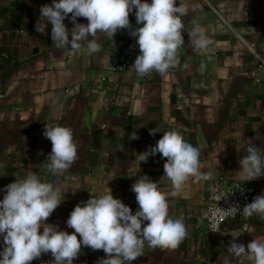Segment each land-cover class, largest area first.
Returning a JSON list of instances; mask_svg holds the SVG:
<instances>
[{
	"label": "crops",
	"instance_id": "1",
	"mask_svg": "<svg viewBox=\"0 0 264 264\" xmlns=\"http://www.w3.org/2000/svg\"><path fill=\"white\" fill-rule=\"evenodd\" d=\"M51 4L0 0V200L8 184L35 172L64 193L46 221L57 230L74 232L66 223L74 207L91 193L105 194L107 187L135 214L139 205L131 186L143 175L159 181L165 194L172 191L163 177L166 158L157 153L139 164L137 157L162 137L163 131L149 134L159 125L179 131L197 147L201 171L212 178L200 183L190 178L180 195H168L170 217L181 219L189 233L179 247L152 249L146 242L133 264H223L233 236L240 234L235 242L245 246L264 240L259 216L228 220L218 232L205 218L219 189L243 184L252 200L264 194V176L243 183L239 172L248 140L264 150V0H177L188 8L185 28L203 27L209 47L193 51L184 31L181 65L164 76L153 71L144 77L134 63L121 72L109 69L111 52L127 49L128 29L115 34V43L102 36L99 53L55 48L50 23L45 33L35 30L40 8ZM129 19L136 22L135 10ZM64 23L71 32V14ZM77 23L88 21L80 17ZM45 124L71 128L78 144V159L61 176L45 167L52 149L43 135ZM241 130L242 136L234 135ZM135 134L138 139H132ZM102 258L103 250L82 246L73 264H98ZM52 259L51 253L42 254L30 264Z\"/></svg>",
	"mask_w": 264,
	"mask_h": 264
},
{
	"label": "clouds",
	"instance_id": "2",
	"mask_svg": "<svg viewBox=\"0 0 264 264\" xmlns=\"http://www.w3.org/2000/svg\"><path fill=\"white\" fill-rule=\"evenodd\" d=\"M133 10L136 23L142 27L132 29L129 15ZM187 12L188 8L178 5L177 0H151V3L147 0H52L51 5L40 8L35 30L45 33L50 23L55 48L69 49L72 54L86 48L91 54L101 51L102 36L114 42L113 37L118 31L128 29L129 34L137 38L140 50L131 66L137 75L144 77L155 71L164 76L170 68L181 65L179 49L185 43L184 31H187L193 51L203 53L209 47L210 40L203 27L195 25L190 31L185 28L182 17ZM69 14L74 25L71 32L64 23ZM80 17L88 23H77ZM183 68H189L186 61ZM204 68L202 63L200 70ZM160 131L163 135L155 146L137 154V157L139 164L157 153L166 158L163 177L170 181L172 191L165 194L160 190L159 181L153 182L143 175L131 186L139 205L135 214L128 205L114 198L107 187L105 194L91 193L87 201L74 207L66 222L67 227L74 229L69 234L46 223L63 202L64 193L53 183L42 181L35 172L25 178L16 176L15 182L5 187L6 194L0 200V236H3L4 243L0 264H30L48 253L53 257L48 264H73L82 246L93 251L103 250L105 258L98 264H133L143 254L146 242L152 249L179 247L189 233L181 219L170 217L168 195L176 197L190 178L192 182L200 183L211 179L212 173L201 171L200 151L187 142L182 133L162 130L157 125L149 130V134L154 136ZM43 135L52 144L45 167L53 176H61L78 159V144L73 131L59 124H45ZM234 135L242 136L243 131ZM132 139H138L137 135ZM243 150L245 155L239 160L242 182L264 176V150L251 140ZM224 197L215 195L213 198L219 202ZM217 211L231 216L242 211L246 218L256 215L264 219V194L256 196L242 210L239 205L230 206L227 210L219 207L211 210L212 216L215 217ZM239 235L233 236L223 264H244L245 261L264 264V240L253 239L245 246L235 242Z\"/></svg>",
	"mask_w": 264,
	"mask_h": 264
},
{
	"label": "built area",
	"instance_id": "3",
	"mask_svg": "<svg viewBox=\"0 0 264 264\" xmlns=\"http://www.w3.org/2000/svg\"><path fill=\"white\" fill-rule=\"evenodd\" d=\"M143 25H138L136 22L132 23V29L137 27H142ZM136 37H133L128 32V45L127 49L123 51H112L110 55V65L109 69L112 72H121L131 64L134 63L136 57L140 54L139 46L136 43ZM215 195L226 196L222 198L219 202L215 200L213 197ZM210 205L207 209L205 218L208 222L209 228L214 231L218 232L222 229L223 225L231 219H245L246 217L243 216L242 211L237 212L234 216L231 215H224L217 211L216 216H212L211 210L212 209H219L227 210L230 206L239 205L240 209L242 210L243 207L252 202V196L248 188L243 184H237L233 186H229L224 189H219L215 191L211 195Z\"/></svg>",
	"mask_w": 264,
	"mask_h": 264
}]
</instances>
